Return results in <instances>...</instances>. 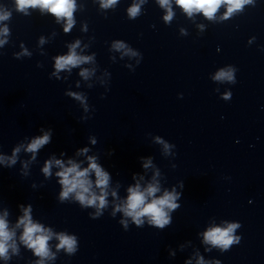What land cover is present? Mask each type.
<instances>
[{"label": "clouds", "instance_id": "9594fccd", "mask_svg": "<svg viewBox=\"0 0 264 264\" xmlns=\"http://www.w3.org/2000/svg\"><path fill=\"white\" fill-rule=\"evenodd\" d=\"M116 0H104V7H108L110 4L115 3ZM250 2V0H177V3L184 8L189 14L194 10L203 11L204 15L211 18L221 3H228V12L239 9L243 4ZM17 7L23 11L27 7H35L39 4L42 8L49 9L57 17L64 16L68 19V27H71L72 11L74 9V0H16ZM162 4H167L168 0H161ZM138 11L137 8L133 7L130 9V14L135 15ZM7 18V14L0 15V20ZM170 18L167 17L166 19ZM67 31V28L65 29ZM6 31V30H5ZM87 59V58H83ZM81 62V58L77 57L75 53H71L67 57H60L57 59V69H63L67 65L75 66ZM227 78L231 79L230 73L223 71L219 72L216 79ZM49 134H45L42 137H38L32 141L27 147V151L35 153L41 146L49 141ZM18 151V149H17ZM89 167L84 170H78L79 166L75 163L71 164V167L63 168L61 161L57 160L55 163L63 168V171L57 173L61 177L60 183L63 185V191L61 192V198H67L70 193H76V199L81 204L95 205L99 202V207L105 205L104 194L101 196H95L89 194L91 187L90 181L87 179L89 171H94L96 175V184L98 187L103 188L107 185L109 176L104 172L101 167L95 163L93 158H89ZM14 162V161H13ZM52 161H48L43 169L44 173L49 174ZM147 167V164L145 165ZM129 196L126 205L122 210L126 216H130L136 224H141V217L147 216L149 222L156 226L163 228L167 221V213L165 209H171L176 207L173 204L175 195L173 193L166 192L163 197L159 199H153L150 203L146 202L147 197H151L158 188L152 185L141 192L139 186L135 188H129ZM88 194V195H86ZM21 224L25 225V232L22 239L27 245L35 250L36 255L46 256L48 254L47 241L49 236L44 233V230L40 225L32 224L31 219L28 215V210H25V216L20 221ZM238 225H229L226 229H211L205 234V240L214 245H221L227 247L232 243L229 236ZM11 238V234L7 231V225L3 219H0V256H5L7 252L6 242ZM60 245L58 247H66L69 251L72 250L75 243L74 239L67 236L60 237Z\"/></svg>", "mask_w": 264, "mask_h": 264}]
</instances>
